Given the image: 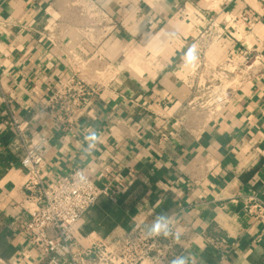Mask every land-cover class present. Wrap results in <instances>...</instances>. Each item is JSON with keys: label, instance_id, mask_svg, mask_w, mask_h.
<instances>
[{"label": "crops", "instance_id": "obj_1", "mask_svg": "<svg viewBox=\"0 0 264 264\" xmlns=\"http://www.w3.org/2000/svg\"><path fill=\"white\" fill-rule=\"evenodd\" d=\"M245 52L246 69L223 77ZM73 73L99 89L63 128L42 108ZM212 74L232 88L211 114L196 96ZM12 116L49 141L47 182L81 168L108 187L78 241L153 231L162 217L191 240L185 264H264L245 209L249 194L264 199V0H0V264H46L24 233Z\"/></svg>", "mask_w": 264, "mask_h": 264}, {"label": "built area", "instance_id": "obj_2", "mask_svg": "<svg viewBox=\"0 0 264 264\" xmlns=\"http://www.w3.org/2000/svg\"><path fill=\"white\" fill-rule=\"evenodd\" d=\"M205 35L207 45L216 39L209 32ZM251 57L245 52L240 61L228 58L227 67L219 71L223 77L229 73L240 74ZM254 59L261 62L262 56L256 55ZM211 81L207 89L196 97H199L201 106H208L212 114L227 100L232 87L214 74ZM98 89L73 73L49 97L42 110L58 125L69 128L89 107L91 97ZM10 125L23 153L21 164L25 170L26 191L20 205L29 214L24 233L46 264H173L189 246L191 240L185 241L172 221H167V229L159 232L136 224L115 238L90 237L84 243L78 241L75 231L79 221L102 195L108 193V187L101 186L81 168L74 169L58 181L47 182L44 167L49 141L46 138L33 141L27 122L16 116H12ZM245 209L261 224L264 235V199L257 194H249ZM212 242L215 247L227 245L222 238Z\"/></svg>", "mask_w": 264, "mask_h": 264}, {"label": "clouds", "instance_id": "obj_3", "mask_svg": "<svg viewBox=\"0 0 264 264\" xmlns=\"http://www.w3.org/2000/svg\"><path fill=\"white\" fill-rule=\"evenodd\" d=\"M186 63L188 65H193V62L196 60L195 56V46H193L191 49H189V52L187 53L185 57ZM89 139L96 140V136L93 133ZM162 229H167V223L163 221V218H159L156 223L153 226V232H159ZM167 234V233H166ZM173 264H185L184 259L181 258L180 260L173 261Z\"/></svg>", "mask_w": 264, "mask_h": 264}]
</instances>
